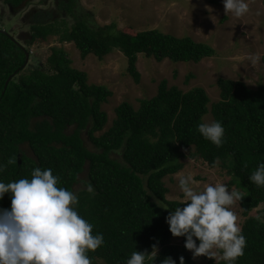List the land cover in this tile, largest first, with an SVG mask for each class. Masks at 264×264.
<instances>
[{"label":"trees","instance_id":"16d2710c","mask_svg":"<svg viewBox=\"0 0 264 264\" xmlns=\"http://www.w3.org/2000/svg\"><path fill=\"white\" fill-rule=\"evenodd\" d=\"M3 1L13 12L32 4V0ZM24 19L28 31L20 37L26 44L57 36L61 43L73 42L82 58L93 54L101 59L119 50L127 57V70L136 83L140 80L138 53L156 61L195 63L215 54L212 46L189 36L158 29L130 33L114 23L98 25L79 0L33 6ZM26 51L0 32V163L16 158L0 173V180L30 179L34 168H51L60 177L59 186L79 195L78 211L94 225V233L104 235L105 244L89 253L92 264H123L131 252L150 253L153 245L158 247L155 264L169 256L179 264L181 255L186 264H198L184 245L172 243L177 237L165 222L170 209L181 201L167 199L169 189L163 179L183 168L184 151L191 148L192 156L209 167L215 162L226 169L229 186L245 196L239 205L246 217L241 228L247 247L237 264H264V212L250 215L264 204V188L248 179L264 161V85L252 89L240 80L219 78L220 99L209 107L203 88L184 92L162 79L157 93L140 99L139 107L120 103L111 125L96 135L107 123L101 104L112 92L104 85L89 84L87 74L73 68L58 47H52L48 66L39 64L25 73L21 66ZM207 112L212 121H221L225 127V143L220 148L197 130ZM85 169V181L94 187L91 194L74 189ZM10 204L6 194L0 208H10ZM179 239L185 243V238ZM205 264L225 262L209 259Z\"/></svg>","mask_w":264,"mask_h":264},{"label":"rangeland","instance_id":"374dc122","mask_svg":"<svg viewBox=\"0 0 264 264\" xmlns=\"http://www.w3.org/2000/svg\"><path fill=\"white\" fill-rule=\"evenodd\" d=\"M80 5L93 14L98 25L114 23L117 29L135 33L148 29H158L177 37L189 36L195 41L209 44L215 49V54L203 58L199 62H173L167 58L156 61L144 53L137 54L136 66L140 80L136 83L129 74L127 57L119 50H113L101 59L93 54L82 58L73 42L61 43L57 36H48L45 40H37L28 45L20 40V33L28 31L24 24V16L30 8L53 6L54 0H32V4L14 13L10 6L0 0V29L8 31L29 52V62L24 68H36L39 64L47 65V58L52 47L62 48L71 60V66L87 74L89 84L104 85L112 94L101 104V109L107 114V123L102 131H106L115 117V108L122 102L139 107V100L151 98L157 93V87L162 79L168 86H177L186 92L194 87H201L207 93L210 101L208 106L218 101V79L240 80L248 87L256 89L264 85V0H249L250 13L242 18L225 15L222 0H79ZM34 4V5H33ZM209 9V10H208ZM259 53L261 61L253 67L247 60L249 54ZM48 66V65H47ZM204 122H212V116L207 112ZM86 146L92 149V144L86 141ZM26 147V146H24ZM184 166L177 172H191L201 183L202 190L206 183L225 182L229 185L230 176L220 165L209 167L206 162L192 156L193 149L185 150ZM30 154V151H29ZM177 173L164 177L166 194L169 200H179L182 194L178 188ZM87 170L79 175L76 191L82 189V181L86 180ZM230 187V186H229ZM237 190L235 187H230ZM238 215V223L242 226L245 216L239 202L233 209ZM264 212V204L252 210L250 215ZM172 243L180 246L184 243L179 238H173ZM188 251V250H187ZM191 257L198 264H205L214 258ZM215 260V259H214ZM221 260L219 255L215 261Z\"/></svg>","mask_w":264,"mask_h":264},{"label":"clouds","instance_id":"9594fccd","mask_svg":"<svg viewBox=\"0 0 264 264\" xmlns=\"http://www.w3.org/2000/svg\"><path fill=\"white\" fill-rule=\"evenodd\" d=\"M222 3L225 15L237 19L251 11L249 0H222ZM247 60L255 67L261 56L249 54ZM197 130L217 148L225 143L221 121L199 123ZM14 163L15 157L0 163V173ZM177 175L181 203L174 210L162 207L170 209L165 222L171 235L185 238L184 247L194 258L216 260L219 255L225 264H237L245 255L247 239L233 209L244 194L220 181L206 183L200 190L201 182L191 172ZM248 179L264 188V161L258 163ZM82 184V191L94 193L91 182ZM59 185L60 177L51 168L40 167L33 169L30 179L7 183L0 180V201L6 194L11 201L10 208H0V264H92L89 253L105 244L104 235L94 233V225L80 215L79 195ZM157 253V245L152 246L150 253L135 250L123 264H155ZM162 264H177V260L169 256ZM179 264H186L182 255Z\"/></svg>","mask_w":264,"mask_h":264},{"label":"water","instance_id":"95a60500","mask_svg":"<svg viewBox=\"0 0 264 264\" xmlns=\"http://www.w3.org/2000/svg\"><path fill=\"white\" fill-rule=\"evenodd\" d=\"M0 32H3L4 34H6V35L9 36L8 32H6V31H4V30H0ZM28 62H29V52L26 51V52H25V61H24L23 65L21 66V68L26 67L27 64H28ZM16 73H17V71H15L14 73H12V74L7 78V80L5 81L4 88L6 87V85L8 84V82L13 78V76H14Z\"/></svg>","mask_w":264,"mask_h":264},{"label":"flooded vegetation","instance_id":"af4514ba","mask_svg":"<svg viewBox=\"0 0 264 264\" xmlns=\"http://www.w3.org/2000/svg\"><path fill=\"white\" fill-rule=\"evenodd\" d=\"M14 13H16V12H14ZM2 30H4V29H2ZM5 31V30H4ZM6 32H8V31H6ZM22 32H25V31H22ZM8 34H9V36L12 38V39H14L15 41H17V43L19 44V45H21V43L16 39V38H14L13 36H11V34L8 32ZM20 37V36H19ZM22 38H20V40H21ZM22 41H24L23 39H22ZM22 46V45H21ZM23 47V46H22ZM28 52V51H27ZM25 68V67H24Z\"/></svg>","mask_w":264,"mask_h":264}]
</instances>
